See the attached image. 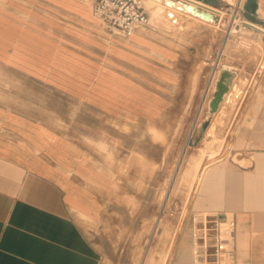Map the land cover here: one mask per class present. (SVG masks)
I'll use <instances>...</instances> for the list:
<instances>
[{"label": "crops", "instance_id": "obj_1", "mask_svg": "<svg viewBox=\"0 0 264 264\" xmlns=\"http://www.w3.org/2000/svg\"><path fill=\"white\" fill-rule=\"evenodd\" d=\"M217 1V8L198 7L224 13ZM2 8L0 264H101L107 248L80 218L150 220L170 177L166 132L179 131L189 144L195 125L184 119L198 106L208 117L196 139L208 144L223 131L230 153L202 172L168 264H264V58L256 63L243 52L219 63L220 34L203 26L179 28L176 42L140 29L125 39L130 60L119 61L130 72L77 75L75 59L60 57L58 26L28 25L12 16L11 3ZM223 66L236 77L209 116ZM255 75L261 89L245 96ZM220 228L232 261L215 255Z\"/></svg>", "mask_w": 264, "mask_h": 264}, {"label": "rangeland", "instance_id": "obj_2", "mask_svg": "<svg viewBox=\"0 0 264 264\" xmlns=\"http://www.w3.org/2000/svg\"><path fill=\"white\" fill-rule=\"evenodd\" d=\"M4 1L11 3L10 12L17 21L21 20L28 25L40 22L44 26H58L60 57L75 59L77 75L84 72L92 76L114 74L117 70L130 72L127 66L119 62L130 60L126 55L131 58V53L126 51L129 40L107 35L93 14L96 0H0L2 10ZM143 1L149 16V26L143 31L152 32L150 36L155 40L176 42L181 34L179 28L187 27L193 32L198 26H203L217 30L220 34L219 63H233L234 56L243 52L250 53V58H255L256 63L260 57L264 58V37L251 35V29L245 25V22H250L264 27V0H222V6L227 10L223 11L219 25L190 20L192 17L184 13H177L172 21L167 16V9ZM249 2L258 4L257 23L247 18L250 9L245 4ZM253 82L245 96L261 89L257 75L253 76ZM94 85L96 84L93 83L92 86ZM245 87L246 85L242 89ZM243 97L238 98L237 102ZM62 104L67 103L61 99ZM205 111V106L201 111L198 106L192 115L188 114L184 119L193 121L195 125V129L188 132L192 136L189 144L180 140L179 131L171 129L166 132L168 139L164 142L167 145L165 166L170 177L157 196V210L150 220L137 226L135 220L125 215L123 220H119L123 223L121 225L115 221L99 225L80 218L91 239L107 248H104L101 264H168L175 241L184 228V221L191 213L203 174L210 165L229 157L230 153L223 131L209 145L203 139H196L200 132L198 124H202L208 117ZM127 143L132 145L133 142L129 140ZM155 152L160 155L164 150L157 146Z\"/></svg>", "mask_w": 264, "mask_h": 264}, {"label": "built area", "instance_id": "obj_3", "mask_svg": "<svg viewBox=\"0 0 264 264\" xmlns=\"http://www.w3.org/2000/svg\"><path fill=\"white\" fill-rule=\"evenodd\" d=\"M206 10L216 16L220 14L215 9ZM93 14L108 34L117 35L124 39H130L137 30L149 26V16L143 0H96ZM233 226L234 224H231L230 227ZM224 231V228H220L217 233V252L215 255L232 261L234 259L233 252L223 247V244L227 242Z\"/></svg>", "mask_w": 264, "mask_h": 264}, {"label": "water", "instance_id": "obj_4", "mask_svg": "<svg viewBox=\"0 0 264 264\" xmlns=\"http://www.w3.org/2000/svg\"><path fill=\"white\" fill-rule=\"evenodd\" d=\"M165 5L169 8L176 9L179 12L190 14L196 18H199L202 21L213 23L214 25L219 24V18L206 10L205 8L196 7L188 4L184 0L173 1V0H164ZM201 2L203 5H209L213 8H217L219 3L217 0H195ZM222 1V0H221ZM177 5V6H175ZM246 6L250 9L249 21H254V15L257 11L258 4L256 2H249ZM171 18L172 15L168 14ZM235 74L230 72L227 66L220 68L217 74V78L214 84V90L212 98L207 104V111L209 116H213L222 103L225 95L228 93L229 89L233 86V81L235 79Z\"/></svg>", "mask_w": 264, "mask_h": 264}, {"label": "bare ground", "instance_id": "obj_5", "mask_svg": "<svg viewBox=\"0 0 264 264\" xmlns=\"http://www.w3.org/2000/svg\"><path fill=\"white\" fill-rule=\"evenodd\" d=\"M148 3H151V4H156V5H158V6H162L164 9H167L169 12L167 13V16L172 20V21H174L175 20V17H176V14L177 13H182V12H179V11H177L176 9H173V8H169V7H167L165 4V1L164 0H146ZM184 1H186L188 4H190V5H193V6H196V7H198L199 5L200 6H202V4L201 3H199V2H197V1H195V0H184ZM175 6H177V5H175ZM207 9H211V8H207ZM220 13V12H219ZM168 14H171L172 15V18L168 15ZM184 14H186V13H184ZM187 15H190V14H187ZM222 15H224V13H220L219 14V16H222ZM191 17H193V18H195V19H197V20H199V21H201V22H205V23H208V24H213V23H209V22H206V21H202V20H200L199 18H196V17H194V16H192V15H190ZM216 25H218V24H216ZM245 25H247L248 27H250V28H252V29H254V30H256V31H258L260 34H263L264 35V27H258V26H256V25H254V24H252V23H250V22H245ZM263 40H264V38H263ZM221 143V142H220ZM208 145H209V143H208ZM209 156V155H208ZM211 156V155H210ZM214 156V155H213ZM211 159V158H210ZM209 160V159H208ZM200 164H201V162H200ZM206 168V167H205ZM205 168L202 170V172L205 170Z\"/></svg>", "mask_w": 264, "mask_h": 264}]
</instances>
